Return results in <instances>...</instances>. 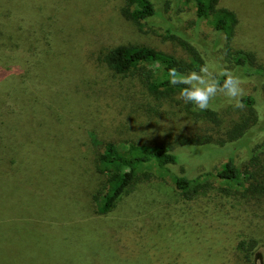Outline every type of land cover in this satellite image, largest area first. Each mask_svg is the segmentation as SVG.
<instances>
[{"label":"rangeland","instance_id":"obj_1","mask_svg":"<svg viewBox=\"0 0 264 264\" xmlns=\"http://www.w3.org/2000/svg\"><path fill=\"white\" fill-rule=\"evenodd\" d=\"M228 1L238 6L241 13V35L233 48L255 51L254 66L238 69L226 60L221 50L224 36L213 29V14L198 21L193 0H155L157 14L137 21L121 15L126 0H0V57L25 43L22 32L13 28L15 15L21 13L31 18L32 24L65 26L53 47L60 44L77 50L102 68H106L103 63L106 53L117 46H148L193 63L177 36L183 32L187 39L197 43L204 65L215 75L220 69L229 70L244 81L240 101L243 106L235 107L234 101L218 94L210 102L209 108L216 114L215 119H210L206 114L209 108L201 111L194 104L178 100L179 91L158 86L163 80L162 65L142 62L123 78L126 100L116 98L105 103L124 110L130 115L129 121L123 124L115 117V111L109 112L110 117L116 118L114 123L105 122L97 129H89L87 122L84 124L83 132H87L89 149L94 154L102 153L108 142L124 152L133 141L152 145L168 142L178 156L176 163L165 168L142 165L131 185L134 191L122 196L108 214L95 215L97 223L120 231V242L113 247L130 264H244L247 250L241 249V243L254 239L257 244L248 264H264V208L259 205L254 209L238 199L263 182L260 177L264 171V0ZM256 12H261V16H256ZM54 50L57 51L55 47ZM29 61L34 66L31 69L39 74L29 73L27 78L36 84L42 82L43 91L37 88V94L25 92L15 73L0 79V90L18 97L14 103L17 109L10 111L3 124L0 123V129L10 139L12 150L23 154L17 158L13 170L0 164V264L30 263L15 261L12 244L31 245L45 251L49 243L57 240L59 252L35 264H90L89 258L98 249L88 247L86 242L74 248L70 262L60 263L64 255L61 250L71 247L70 239L79 235L82 227L69 231L59 227L62 234L55 231L58 226L46 231L44 223L38 225L44 232L30 228L41 217L26 177L34 176L36 167L58 168L59 157L53 160V153L58 150L51 148L49 152L45 144L49 134L59 138V154L78 152L73 138L85 135L80 134L76 124L85 118L89 106L99 103H76L74 98L65 100L63 95L64 103H59L58 53L36 54ZM40 95L49 103L25 102L26 96L36 99ZM247 95L253 96L254 106L242 101ZM24 103H33L36 110L23 109ZM227 156L233 157L243 185L214 176ZM80 168L68 173L73 178L61 177L59 191L70 197V211L83 209L88 215L96 211L98 189L105 177L95 167L79 177ZM110 169L113 174L118 170ZM177 174L190 178L191 186H198L194 199L183 198L176 189L173 178ZM74 181H81L80 190L72 188ZM58 200L62 201L56 195ZM65 235L69 241L62 239ZM107 242L101 247L105 248ZM106 254L110 259L116 255L113 250ZM116 260V264L127 262Z\"/></svg>","mask_w":264,"mask_h":264},{"label":"trees","instance_id":"obj_2","mask_svg":"<svg viewBox=\"0 0 264 264\" xmlns=\"http://www.w3.org/2000/svg\"><path fill=\"white\" fill-rule=\"evenodd\" d=\"M155 0H126V6H123L120 10L121 15L126 19L131 20H144L155 16L157 9L154 5ZM194 12L198 21L204 20L209 17L210 13L213 14L214 20L212 21L213 29L221 33L224 36L221 50L226 54V60L235 68L243 69L245 66H254L256 60V52L253 50H243L233 48L236 43V39L241 35V13L237 6L229 4L228 0H193ZM176 2V0H175ZM250 8V7H249ZM250 13H253L250 8ZM56 18L59 17V11H56ZM256 16L260 17L261 12H256ZM15 30L22 32L21 37L24 39V44H18L16 50L11 49L6 51L4 56L0 58V79L13 73L19 77V83H23L25 92L38 93L35 89L41 91L45 86L42 82L37 84L33 79L29 81L28 74H39L38 70L31 69L34 66L30 64V58H34L36 54L56 52L59 55V103H64L62 95L66 98H74L76 103H99L95 107L89 106V112L85 118L78 121L76 124L77 129L81 130L79 135L73 138L76 144L77 153L59 154V138L57 136L51 137L50 134L45 140L46 146L57 153H53V160L59 157L58 168L45 169L41 167L33 168L35 172L34 176L26 177L30 181L29 191L32 196V192L35 194L36 203L38 204L37 210L40 212V219L35 220V224H30V228L37 232L43 230L39 229V223L43 224V229L46 231H52L54 229L57 233L59 227L69 231L77 226L82 227L83 231L79 235H75L72 239L68 236H63L62 239L69 241L71 247L67 251L61 250L63 260L60 263L70 262V257L73 255L74 248L80 245L82 242H86L88 247L97 248L95 254H92L89 258L90 264H116V259L124 261L123 263L130 264L128 259L121 258L116 251L117 248L113 247V244L119 241L120 232L113 227L103 226L96 222L95 215L104 216L108 214L116 205L117 201L122 196L127 195L133 188L132 183L136 179L138 169L144 164H152L158 168H165L168 164L176 163L178 156L173 152V146L170 143L164 142L160 144H139L136 142H130L126 151H120L113 142L105 144L102 153H95L89 149L88 134L83 132L84 124L88 123V128H99L104 125L105 122L114 123L116 118L112 115L110 117L109 112H115L117 118L121 120L123 124L129 121L130 115H126L124 110L111 108L105 103H112L114 99L126 100L125 92L126 87L123 82V78L127 76L129 72L137 69L138 65L142 62H156L163 67V80L158 84L159 87H164L168 90L181 91L180 85H172L170 83V71L176 69L179 74H187L191 71H199L200 67L204 65L202 52L198 49V45L191 39H187L186 35L180 36V43L186 49L188 54L193 58V63H185L171 55L159 52L148 46H117L110 49L105 57L103 63L106 68H102L96 64L93 60L85 56L83 53L73 50L72 48L58 45L54 47L55 39H58L65 29V26H51L39 24H32L31 18L24 17L21 13L14 17ZM176 36V34L172 35ZM174 38V37H173ZM59 41V40H58ZM18 50V51H17ZM262 54V53H261ZM74 60V62H71ZM21 68V69H20ZM224 72L220 69V72L216 75L217 79L222 83L224 77L219 75ZM15 82V79L13 83ZM0 123L3 124L5 117L9 115L12 109H17L14 103H17L18 97L11 94L6 90H0ZM24 92V93H25ZM6 93V94H4ZM26 94V93H25ZM111 95L112 97H108ZM25 102L33 103H49L45 98L38 96L36 99L32 97H24ZM49 100V99H48ZM242 101L249 106H254L253 96L247 95L242 98ZM33 103H24L23 109L36 110V106ZM207 110V118L215 119V110L209 108ZM198 115L199 113H193ZM59 134V133H57ZM14 147V146H13ZM16 151V150H15ZM94 154V156H93ZM19 152H14L11 147L10 139L4 137L3 129H0V164L3 168H9L13 170L14 164L17 158H19ZM92 155V156H91ZM71 162L73 164L71 165ZM80 175L84 171H89L95 167L96 172L102 174L105 180L101 182L103 186L98 189V199L96 204V211L90 214H86L87 211L83 209L74 208L70 211V205L68 200L70 197L67 193L59 191V182L61 177L68 178L72 174H68L70 171L76 172L79 167ZM111 167H117L118 170L115 174L112 173ZM27 168V166H26ZM123 168L124 170H121ZM211 174V173H207ZM214 176L222 181L233 182L236 185H243L241 181V173L236 166L232 156H227L221 168L215 172ZM78 177V178H79ZM37 178H40L38 180ZM73 178V176L71 177ZM263 182H258L259 185L254 189H250L247 195L239 201L251 205L254 209L257 206L264 208V171ZM259 178V179H260ZM34 181L37 183H34ZM69 181V180H68ZM174 185L181 193L183 198L192 200L198 191L197 187L191 186V179L185 175L177 174L173 178ZM66 183V182H64ZM10 185H12L10 183ZM9 185V186H10ZM1 186V185H0ZM72 188L81 189V181L72 182ZM255 186V185H253ZM204 187V185H200ZM103 189L105 190L103 192ZM1 190V189H0ZM130 192V193H131ZM129 193V194H130ZM56 195H59L61 202L56 201ZM43 197L41 199V197ZM97 198L96 195H94ZM33 199V200H34ZM2 202V194L0 192V205ZM33 205V204H32ZM79 210V211H78ZM43 214V215H42ZM63 218V220H61ZM67 222V225L65 224ZM58 226V227H57ZM57 227V228H56ZM53 231V232H55ZM107 244L101 247L105 242ZM257 240H250L248 243H241V249H246L247 253L244 256V264L251 262V252L254 250ZM59 241L49 243L47 249L41 250L31 245L26 244H12L13 251L15 253V261H27L30 263H16V264H35L41 263L43 259L49 257V255H55L59 252ZM78 249V248H77ZM114 251L116 255L113 258H109L108 252ZM79 252V250H78ZM77 252V253H78ZM92 262V263H91Z\"/></svg>","mask_w":264,"mask_h":264},{"label":"clouds","instance_id":"obj_3","mask_svg":"<svg viewBox=\"0 0 264 264\" xmlns=\"http://www.w3.org/2000/svg\"><path fill=\"white\" fill-rule=\"evenodd\" d=\"M224 77L221 83L208 65L200 67L199 71L179 74L176 69L170 71V83L180 85L181 91L177 99L185 104H194L199 110H207L210 102L218 95L223 94L235 107H242L243 83L241 77L229 70L220 73Z\"/></svg>","mask_w":264,"mask_h":264}]
</instances>
